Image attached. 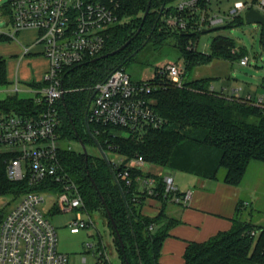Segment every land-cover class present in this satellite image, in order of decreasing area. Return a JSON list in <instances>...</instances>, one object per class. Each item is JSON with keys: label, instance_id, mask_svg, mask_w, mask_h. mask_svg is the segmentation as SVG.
Instances as JSON below:
<instances>
[{"label": "trees", "instance_id": "16d2710c", "mask_svg": "<svg viewBox=\"0 0 264 264\" xmlns=\"http://www.w3.org/2000/svg\"><path fill=\"white\" fill-rule=\"evenodd\" d=\"M258 1L252 0L254 3ZM149 2L122 1L119 9L121 20L109 28L104 49L96 56L63 71V86L67 91L58 105L60 126L57 133L62 142L68 143L67 146H59L60 163L77 185L86 211H101L104 214L122 264H161L163 241L178 220L165 213V206L170 201L164 195L162 177H156L158 194L154 197L163 203V208L155 217L144 215L141 205L145 196L137 195L140 194L137 176L148 174H144L142 169L131 168L134 181L132 186L126 185L118 176L119 168L110 162L108 164L100 155L95 140L108 152L105 138L108 133L118 132V136L111 141L115 151L128 159L142 156L150 164L215 180L220 178V170L224 169L223 181L233 186L242 183L251 162L264 163V108L243 100L244 97L238 99L233 94L227 95L224 90H215L212 77H189L195 65L207 64L212 59H241L246 56L245 48L234 39L219 35L213 39L208 53L200 52L197 47L190 49L189 46H194V40L202 32L180 31L166 23L171 15H185L177 8L179 0H151L149 13L143 21ZM210 3L211 0H201L199 5L210 8ZM1 12L11 17L9 3L1 8ZM242 21L244 18L240 15L225 27ZM140 27V32L132 38ZM10 38L0 33V41ZM130 39L119 52L91 61L116 50ZM145 50L151 55L174 50L184 62V85L177 86L165 76H158L153 81L156 88L152 97L156 110L166 120L165 125L151 129L142 136L122 135L124 132L113 126L90 124L87 128L86 110L96 85L115 69H125ZM0 86H9L6 59L1 55ZM42 86L33 84L34 88ZM43 109L44 105L34 96L12 94L0 100V111L38 116ZM79 139L85 143L88 152L90 147H94L98 155L89 152L86 157L82 148L69 145L72 141L79 143ZM12 157L9 153H0L1 198L19 199L32 191H61L60 184L47 182L32 185L28 179L11 180L7 174V161ZM125 167L123 165L120 169ZM244 203L241 201L238 204L230 230L220 231L206 241L188 244L184 254L185 264H254L264 260V225H256L240 217ZM54 208L60 210L57 206Z\"/></svg>", "mask_w": 264, "mask_h": 264}, {"label": "built area", "instance_id": "2783aa9c", "mask_svg": "<svg viewBox=\"0 0 264 264\" xmlns=\"http://www.w3.org/2000/svg\"><path fill=\"white\" fill-rule=\"evenodd\" d=\"M122 1H8L11 9L8 20L13 27L11 36L24 29H37V42L43 46L49 67L43 77V86L34 90V98L44 105L38 116L0 111V147L9 148L2 152L13 155L7 161V174L11 180L28 179L32 185L47 182L60 184L61 191H32L19 198L15 205L5 208L4 212L0 206V264H68V255L58 249L57 229L41 209L47 195L57 194L54 206L78 211L77 217L70 222L72 233L93 226L90 217H83L85 203L82 195L59 160L58 105L67 91L63 86V71L96 56L104 49L109 28L121 20L119 9ZM200 1L179 0L177 8L185 15L169 16L167 25L180 31L203 32L204 29L225 26L252 8L264 13V0L256 3L236 1L225 14L210 13L209 8L200 7ZM189 48H196V45L191 44ZM25 50L28 51V48ZM240 63L248 65L249 57H242ZM158 76H165L177 86H182L185 83L184 63L161 62L149 78L141 80H132L123 68L112 71L95 87L97 91L87 115L89 125L118 127L124 132L122 135L135 136L163 127L166 120L156 110L152 97L156 88L153 81ZM233 96L238 99L244 97L237 90ZM243 100L264 108V91L245 96ZM117 136L118 132L108 133L105 143L109 151L106 153L110 163L119 168V178L132 186L134 179L131 168L143 169L147 162L142 156L128 159L117 153L111 141ZM123 165L126 167L120 169ZM162 178L164 195L171 203L189 204L192 193L181 191L172 173L168 172ZM137 181L141 186L138 187L141 195H137L154 197L158 194L155 176H137ZM99 251L98 264H110L108 254L101 249Z\"/></svg>", "mask_w": 264, "mask_h": 264}, {"label": "rangeland", "instance_id": "374dc122", "mask_svg": "<svg viewBox=\"0 0 264 264\" xmlns=\"http://www.w3.org/2000/svg\"><path fill=\"white\" fill-rule=\"evenodd\" d=\"M9 0H0V31L12 32L13 27L8 22V15L1 12ZM236 1L252 2V0H211L209 12L214 14L228 13ZM246 12H242L244 21L231 27H225L210 32L199 33L194 44L200 52L208 53L211 50L212 41L219 35H225L234 39L237 44L245 48V53L249 57L248 65H241L240 58L230 59H212L207 64L195 65L189 77L191 79L212 77V85L215 90L222 91L227 89L230 92L237 90L246 94L248 91L261 93L264 91V46L262 44V26L258 23H247L245 21ZM126 19L123 20L125 22ZM18 36V33L15 34ZM178 52L168 50L162 55H151L148 50L142 51L136 60L126 66L125 71L132 80H141L149 78L159 63L166 61H179ZM160 61L158 62L157 60ZM184 63V62H183ZM22 87V85H21ZM11 86H0V100L12 94H18L20 97H32L31 91H12ZM227 92V91H226ZM81 148L77 142H69V145ZM59 146H67V142L58 140ZM9 148L0 147V152ZM89 152L98 155L97 149L89 148ZM101 155V154H100ZM260 164V162H251ZM262 164V163H261ZM245 179L246 184L253 183L258 177V169L253 165ZM174 171V170H172ZM182 174L186 172L177 171ZM179 173V174H180ZM190 174V173H189ZM225 170L221 169L219 176H223ZM185 181V180H183ZM182 187V186H181ZM57 194L47 195L46 202L41 206L45 216L55 225L58 234V248L61 252L68 255V264H98L99 248L108 254L110 264H122L119 258L116 246L114 244L112 231L107 225V220L101 211L88 212L84 208L83 217L91 218L93 226L81 229L79 233H71L70 225L72 219L77 216V210L64 211L56 210L53 205L57 201ZM246 202L241 209L240 217L256 225H264V177L258 182V196L256 200L243 198ZM7 200L6 203H4ZM19 199L6 197L5 201L0 197V206L8 208L15 205ZM248 201V203H247ZM257 236L252 244V250L255 247ZM264 263V260L261 262Z\"/></svg>", "mask_w": 264, "mask_h": 264}, {"label": "crops", "instance_id": "0c3cea01", "mask_svg": "<svg viewBox=\"0 0 264 264\" xmlns=\"http://www.w3.org/2000/svg\"><path fill=\"white\" fill-rule=\"evenodd\" d=\"M0 33L11 37L8 40L0 41V55L6 59L10 90L31 91L35 95L34 90L37 88H34L33 84H43L44 74L49 67V61L43 53V46L37 42L39 31L34 28L24 29L14 37L11 36L13 31H0ZM25 48H28V51ZM16 87L18 90H15ZM223 90L227 95H232L236 91L230 92L225 88ZM250 94L256 95L257 93L248 91L244 94L240 92V95L244 97ZM253 165L259 167V174L257 179L248 185L245 183V179L249 168L255 167ZM142 171L144 174L155 177H163L170 172L174 175L175 182L181 191L192 193L189 204L180 205L170 202L164 209L169 217L178 220V222L170 228L169 235L163 241L160 263L185 264L184 254L190 242H203L220 231L230 230L233 218L238 212V204L241 201L246 202L243 198H248L253 202L256 200L258 182L264 177V163H250L239 186L225 183L223 176L215 180L191 173L185 175L150 163L144 165ZM138 187H141L140 183H138ZM162 208L163 203L153 196H145L141 205L142 213L150 217L157 216ZM72 210L74 209H65L64 211ZM68 224L70 225V222Z\"/></svg>", "mask_w": 264, "mask_h": 264}, {"label": "water", "instance_id": "95a60500", "mask_svg": "<svg viewBox=\"0 0 264 264\" xmlns=\"http://www.w3.org/2000/svg\"><path fill=\"white\" fill-rule=\"evenodd\" d=\"M150 6H151V0H150L149 5H148V7L146 9V12H145V14L143 16V21L146 19L147 15L149 13ZM245 21L247 23H258V24H260L262 26V32H263L262 41H263V46H264V13H262L261 11L255 9V8H252V9H250V10H248L246 12V14H245ZM222 28H225V26H216V27H213V28L204 29L203 32L206 33V32L214 31V30H217V29H222ZM140 30H141V27L137 30L136 34L132 38H134L140 32ZM131 39L128 40L125 44H123L119 48H117L116 50H113L112 52L107 53V54H105L103 56L96 57V58L92 59L91 61H96L97 59H99L101 57L108 56L110 54L112 55V54H115V53L119 52L120 50L124 49L128 45V43L131 41ZM96 91L97 90L94 91V93H93V95L91 97V100L88 103L87 110H86L85 122H86L87 128H89V123H88V120H87V115H88V111H89V108H90V104H91L92 98L95 95ZM62 99H64V95L62 96ZM71 121H72V119H71ZM95 143L97 145V148H98L99 153L101 154V156L103 157V159L109 164L110 161H109V158H108V155H107L106 151L102 148V146L100 145V143L97 140H95ZM79 144H80V146H81V148H82L85 156L88 157V155H89L88 148L85 145V143L82 141V139H79ZM97 190H98L99 195L102 198L104 204H106L105 203V199H104L102 193L99 191L98 188H97ZM5 199L6 198H3L2 200L5 201ZM107 212H108V214H109V216H110V218H111V220L113 222V225L116 227V224L114 222V219H113V217H112L111 212L109 211V209H107ZM118 236L120 238L119 233H118ZM121 244H122V247L124 248V245H123V242L122 241H121ZM127 264H128V262H127Z\"/></svg>", "mask_w": 264, "mask_h": 264}]
</instances>
